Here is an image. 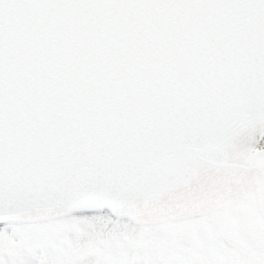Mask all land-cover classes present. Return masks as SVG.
I'll return each mask as SVG.
<instances>
[{"label": "snow or ice", "instance_id": "6c2138e0", "mask_svg": "<svg viewBox=\"0 0 264 264\" xmlns=\"http://www.w3.org/2000/svg\"><path fill=\"white\" fill-rule=\"evenodd\" d=\"M0 264H264V0H0Z\"/></svg>", "mask_w": 264, "mask_h": 264}]
</instances>
